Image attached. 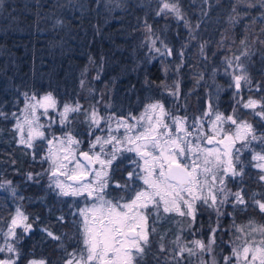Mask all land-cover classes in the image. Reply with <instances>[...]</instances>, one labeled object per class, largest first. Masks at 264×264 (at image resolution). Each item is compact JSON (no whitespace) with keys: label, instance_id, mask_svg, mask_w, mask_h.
I'll return each mask as SVG.
<instances>
[{"label":"snow or ice","instance_id":"6c2138e0","mask_svg":"<svg viewBox=\"0 0 264 264\" xmlns=\"http://www.w3.org/2000/svg\"><path fill=\"white\" fill-rule=\"evenodd\" d=\"M249 9H257L264 17V0H233L230 20H242ZM155 15L183 21L189 29L188 43L181 44L176 53L178 71L185 50L198 38L200 22L193 25L186 19L181 0H157ZM55 24L62 21L57 19ZM144 27L150 37L155 35L146 20ZM257 39L264 45V39ZM150 42V51L173 55L163 40V50L156 47L155 39ZM206 44L198 43L205 59ZM240 44L244 46L240 55L224 58L228 88L233 90V105L227 114L218 105L213 107L211 99L199 116L191 117L166 107L163 98H148L139 115L120 116L115 112L102 115L99 101L85 107L75 97L68 102L51 91L16 87L12 100L0 99V120L12 122V140L43 168L42 173H26L25 179L38 183L46 175L47 188L57 197L71 198L75 208L70 215L76 218L72 222L78 240L39 227L63 253L60 264H147L149 255L153 264H264V223L254 218L244 224L235 220L238 212H256L264 218V81L254 83L247 35ZM90 63L95 62L90 58ZM96 69L94 79L99 80L103 57ZM259 71L264 76V68ZM198 77L197 82L204 79L202 73ZM145 84L163 87L173 103L180 95L179 78L171 86H157L147 79ZM85 86L82 73L80 87ZM88 91L91 94L95 89L89 84ZM5 104L11 105L7 111ZM104 107L107 112L112 105L109 102ZM85 137L87 149L83 148ZM252 179L259 191L248 187ZM0 189H8L19 201L25 199L18 195L13 180L0 176ZM206 212L210 223L204 239V222L198 217ZM162 216L180 218L175 239L167 245L166 233L158 234L156 228ZM225 216L231 219L227 228L221 223ZM40 219L22 203L10 209L7 219L0 216V264H50L47 257L35 258L33 253L25 259L22 252V241L37 230ZM56 221L63 224L65 218L61 215ZM224 232L231 235L226 241L221 237L218 244V233ZM153 237H158L155 242ZM66 240H75L77 246L69 250ZM218 246L228 250L219 259Z\"/></svg>","mask_w":264,"mask_h":264},{"label":"trees","instance_id":"16d2710c","mask_svg":"<svg viewBox=\"0 0 264 264\" xmlns=\"http://www.w3.org/2000/svg\"><path fill=\"white\" fill-rule=\"evenodd\" d=\"M64 1L3 0V8H0V99L12 100L16 87L21 91L42 92L43 90L54 92L56 90L54 89L56 86L54 79L56 80L63 70V66H60L59 63L72 61L82 65V60L85 58L89 60L91 58L95 62L90 63L89 68V76L94 80L92 85L95 89V99L91 98L90 100L88 93L83 92L80 102L88 107L90 104H97L99 101L98 106L103 114L106 112L104 105L111 103L110 96L113 88L117 85V78L120 79L122 75L116 69L118 66L132 67L134 69V72L131 73L132 78L138 76L144 84L146 79L154 82L157 86L166 81L167 73L163 69L171 68V62L173 61H168L170 66H165V64L159 63V61H162L161 58H155L152 55L154 51H150L149 44L145 40L143 32H141L140 26L143 27V22L139 17L140 12L137 16L138 23L133 25L131 30L133 34H138L134 37L129 34L130 21L134 18L135 13L132 15L127 9L131 8L132 10L134 7V9L140 10L139 0H132L128 6L126 4L125 17L123 16L119 23L114 20L108 28H103L102 19L96 17L98 14L95 15V9L90 12V16L89 13L85 15L76 11L71 17V10L74 8L67 0L69 6L61 10ZM181 1L186 19L193 25L200 22V28L196 30L198 38L191 41L188 47V57L186 58L190 62L180 69L184 85V88L181 86V89L184 91L186 90L185 86H189L187 90L190 93L187 95L182 94V97L185 98V105L179 103L178 114H187L191 117L198 116L200 113L198 107L200 93L210 90V87L214 88V85H216L215 77L217 75L213 76L214 69H219L221 74L222 69L225 68L224 58L231 59L234 54L240 55L244 47L240 44V41L246 35L247 46L253 53L251 57L253 61L251 74L254 83L264 81V76L259 71L264 68V45H261L257 39H264V34L261 32L264 29V17L257 9H249V15L242 20L239 18L230 20L229 17L233 15L231 12L233 0H207V2L197 0L194 7L191 5L193 3L190 0ZM202 9L207 12V15L202 14ZM55 17H60L67 25L59 29L58 26L60 25L55 24ZM154 17V14L150 15L148 13L146 21L148 24L151 21L152 25L159 26V30L163 26V16H160L159 19ZM183 25V21L176 23L175 20L169 25V31L173 30V34L179 40V46L183 34L189 32V29ZM113 31L117 33L112 34ZM182 41L184 42V39ZM204 41H207L205 46L207 59L200 55L198 48V43ZM174 49H179V47L174 46ZM83 53L89 55V57H82ZM101 57H103V61L113 62L116 68H109L108 63L105 67L103 63L100 79L95 80L96 65L100 64ZM174 57H171V59ZM109 69L119 71L120 77L113 73L110 74ZM144 70L145 72H142ZM201 73L204 79L197 82L199 79L198 74ZM209 77L210 82L208 81ZM225 84V92L223 91L220 100L221 105L218 106L219 110L227 114L233 105V90L228 89V82H225ZM102 94L103 100H101ZM67 100H69V97H67ZM5 107L7 109L4 110L7 111L11 108V105L5 104ZM12 110L16 109L12 108ZM107 111L111 110L108 109ZM247 118L255 123L251 116ZM11 128V121L0 120V176L3 179L13 180L17 187H23L20 190V195L25 199L23 201L17 199L13 201L11 197H8L6 191H0V216L7 219L10 209L16 203H22L30 213L40 216L37 230L30 238H25L22 241L26 242L22 244V252L25 259L31 258L34 253L35 258L45 256L49 259L50 264H60L63 253L57 250L55 242L45 241L46 236L39 231V227L52 228V231L57 234L67 233L69 237H75L78 240V230L72 222L74 217L70 215L69 199L57 197L48 188H41L39 182L25 179L26 173L43 172V168L38 162L32 161L25 154L22 147L15 144L12 140ZM78 130L82 131V128ZM84 139L83 148L87 149V138ZM12 160L16 161L15 165L11 164ZM125 164H127V161H125ZM38 180L41 181L40 177ZM248 187L257 191L260 190L254 179L248 180ZM227 211L231 212V208H228ZM61 215L65 218L63 224L56 221V217ZM161 218H164V220L156 226L157 232L167 229L171 219L178 220V217ZM212 218H215L214 214ZM250 218L264 223V218L256 212H250L249 214L238 212L235 215L238 224H244ZM198 220H203V234H207L208 224L210 223L209 214L204 213L203 216L198 217ZM221 223L227 228L231 224V219L225 216ZM229 235L231 233H218V244L221 237L226 241ZM65 243L68 249L71 250L75 240H66ZM21 264H24V262L22 261Z\"/></svg>","mask_w":264,"mask_h":264},{"label":"rangeland","instance_id":"374dc122","mask_svg":"<svg viewBox=\"0 0 264 264\" xmlns=\"http://www.w3.org/2000/svg\"><path fill=\"white\" fill-rule=\"evenodd\" d=\"M67 0H65L63 2V6L61 8V10L65 7H68V3L66 2ZM132 0H74L73 3H71L72 7L74 9L71 10V17L75 14V12H79L81 14H87L89 13L90 16V12L92 10L95 9V15L98 14L96 17L97 18H101L102 19V23H103V28L104 27H110V24L112 25L113 21H117V23L120 22V19L123 18V16L125 17V12H126V4L127 6L129 4H131ZM192 1L193 4H191L193 7L195 6L194 3L197 0H190ZM4 4V3H3ZM182 4V1H181ZM138 5H140V10H136L134 9V7L130 9H127V11H130L132 13V15L135 13L134 18L131 19L130 21V26H129V34H131V36H135L138 33H132V26L137 24V16L138 13L140 12V18L143 22V27H144V21L147 20V15L148 13L154 14V16L156 18H160V16L155 15V9L157 8V0H139L138 1ZM137 6V5H136ZM77 7V8H76ZM95 17V16H94ZM154 17V18H155ZM57 19H60L62 21V24L59 27V29H62L66 24V22L64 20H62L60 17L56 18L55 17V21ZM174 18L172 17H163L162 22H163V26H161L158 30V27L152 25L151 21H150V25H152L154 31H155V35L150 37V34H147L145 27L143 28L141 27V32H143L144 38L145 40L148 42L150 49L152 48V44L150 42V39H155L157 41L156 43V47H160L161 50H163V45L160 43L161 40H163L165 43H167L169 45V47H171L173 49V55L172 56H161L157 53H152V55L155 58H161L162 61H159L160 64L164 65H169L168 61H173L171 62L172 67L168 69L167 72V79L163 84H167L169 86L172 85L173 81L176 80L177 78H179V82H180V95L179 97L175 100V103H173V97L168 96L167 93L165 92L163 87H152L149 88L148 85L144 84L141 82V79L138 76H135V78L133 79L131 73L134 72L132 67H127L120 65L116 68V66L114 65L113 62L111 61H103L104 66L107 67V63L109 65V68H116L118 69L122 75L120 77L119 75V71H114L109 69L108 72L111 74H116L117 76L120 77L117 78L118 81H116V86L113 88L112 92H111V96H110V101H111V105L112 107L109 108L111 111H107L101 113L102 115H106L112 112H115V114L117 116L120 115H127L128 113H132L133 115H139V113L143 110L142 105L143 103H146L148 98H155V99H164L165 105L166 107H169L171 109H174L177 111V114L179 113V103L182 104L183 106L185 105V101L182 97L183 95H187L188 93H190L187 89L189 88V86H185L184 91H182V88H184V85L182 83V77H181V68H179V70L177 71L175 68V65L177 64V56L176 53L178 50H180L181 48V44H185L188 43L187 41V37L189 35L188 34H183V38H181L180 40V46H179V40L177 39V37L173 34V30H170V26L172 21ZM71 20V19H68ZM176 23H179V21L175 20ZM123 25V22H122ZM163 27V28H162ZM71 28V27H68ZM102 28V30H103ZM112 34L115 35V33H117L116 31L111 32ZM124 34V33H123ZM184 39V42L182 41ZM195 43V42H194ZM175 47H179V49H174ZM190 46V45H189ZM188 46V47H189ZM189 49L187 48L185 50V55H184V60H183V66L185 64H187L189 61L187 56ZM89 57V55L83 53L82 57ZM176 56V57H174ZM171 57H174L171 59ZM91 61H93L91 59ZM60 66H63V70L60 74V76L58 78H56L55 84H56V88L54 87V89H56L53 94L61 100H66L68 102H71L73 100V98L75 97L76 99H81V95L83 92H87L89 95V99L91 100V98H93L94 96V92L93 93H89L88 91V86L90 84V86H92V88H94V86L92 85L94 83V80H92L89 76L90 72H89V68H90V60L89 59H83L82 60V65L78 64V63H73L72 61H64L59 63ZM129 66V65H128ZM124 69V70H123ZM218 71H216V77H215V82L216 85H214V88L210 87V90H206L203 93H200L199 95V100H198V107L200 109V113L201 114L202 111H204L205 109V105L206 102L211 99L213 101V107H216L217 105H221V95L223 93V91L225 90L226 84L225 82L229 83V77L227 75H225V71L224 68L222 69V73L220 74V70L217 69ZM142 72H145L142 71ZM84 73V78L86 81V86L85 88H81L80 87V80H81V74ZM144 76V75H143ZM122 77H126V78H122ZM121 81H124L121 83ZM208 81L210 82V77L208 78ZM217 88H220L221 91L219 93H217ZM230 89V88H228ZM86 90V91H84ZM45 91L42 90L41 93H43ZM225 92V91H224ZM80 96V97H79ZM67 97H69V100H67ZM81 103V102H80ZM178 105V106H177ZM141 106V107H140ZM176 106V107H175ZM4 109H7L6 107H4ZM15 111V110H14ZM221 111V110H220ZM179 115V114H178ZM198 115V116H199ZM253 122V121H252ZM254 123V122H253ZM97 134H100L99 132ZM131 155V154H129ZM42 173V172H41ZM45 176V179H44ZM41 176L39 181V186L41 188H47V184H48V178L46 175ZM14 183V182H13ZM14 185H16L14 183ZM23 187H17V192L18 195H20V190H22ZM0 191H6L8 193V197H11L12 200L14 201L16 198H14L11 194V192L8 189H0ZM69 199V207L71 208V212L75 211V208L72 206V201L71 198H67ZM81 206H83L81 204ZM28 211V210H27ZM29 212V211H28ZM163 217V216H162ZM74 219H76L74 217ZM164 220V218H161L159 221H157L156 226L158 225V223H162ZM178 220H180V218L178 217ZM176 221L175 219H171L168 223V228L158 232V234H165L166 233V239L164 241V243L167 245L169 241L174 240L176 233H177V227H176ZM151 223V221H150ZM51 230H53L51 228ZM54 232V231H53ZM78 232V231H77ZM187 235V234H185ZM79 238V236H78ZM158 237H153V240L155 242V240ZM193 237H188L189 240H191ZM198 238V237H197ZM203 238L207 239V234H203ZM49 239H45V241L48 242ZM26 243V242H22ZM76 244V243H75ZM75 244L73 245V247H75ZM153 251H155V244L153 247ZM227 253V249H221L220 247L216 248V255L217 258L219 259V256L221 254V252ZM41 257H45V256H40L37 258H41ZM147 264H153L152 262V257L151 255H149L148 260H147Z\"/></svg>","mask_w":264,"mask_h":264}]
</instances>
